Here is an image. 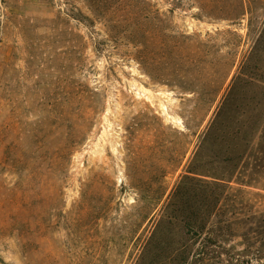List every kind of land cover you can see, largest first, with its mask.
<instances>
[{"label": "rangeland", "instance_id": "374dc122", "mask_svg": "<svg viewBox=\"0 0 264 264\" xmlns=\"http://www.w3.org/2000/svg\"><path fill=\"white\" fill-rule=\"evenodd\" d=\"M0 264H264V0H0Z\"/></svg>", "mask_w": 264, "mask_h": 264}]
</instances>
